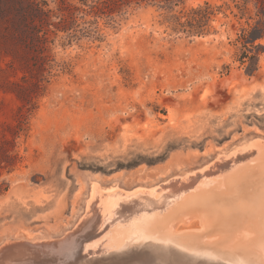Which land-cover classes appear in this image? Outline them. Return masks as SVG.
<instances>
[{
  "label": "rangeland",
  "instance_id": "374dc122",
  "mask_svg": "<svg viewBox=\"0 0 264 264\" xmlns=\"http://www.w3.org/2000/svg\"><path fill=\"white\" fill-rule=\"evenodd\" d=\"M65 1L82 9L80 30L69 43L60 32L51 46L55 60L69 68L54 70L26 135L17 141L19 166L0 176V182L8 183L0 193V238H64L68 232L46 239L81 222L92 198L91 180L117 179L123 188L135 183L158 186L210 165L222 148L220 156L239 155L253 134L264 136V53L258 70L248 75L236 41L246 17L255 12L252 2L239 18L237 5L243 0ZM204 1L222 7L203 33L172 30V14L184 15ZM48 2L55 8L61 0ZM259 42L264 45V39ZM2 66L0 77L22 74L19 68ZM18 103L13 94L0 91V122L12 120ZM251 154L211 172L214 182L257 171L259 152ZM239 183L251 186L247 178ZM168 189L142 196H164ZM208 197L211 202L215 196ZM127 217L112 216L97 229L107 227L100 230L105 233L83 239L81 264H116L106 261L107 255L91 253L104 242V247L116 249L138 240L134 233L110 244L119 219L120 230L143 220L133 213ZM186 222L179 221V229L199 226L196 217ZM8 240L13 239L2 243ZM133 254L136 261L151 258Z\"/></svg>",
  "mask_w": 264,
  "mask_h": 264
},
{
  "label": "bare ground",
  "instance_id": "6f19581e",
  "mask_svg": "<svg viewBox=\"0 0 264 264\" xmlns=\"http://www.w3.org/2000/svg\"><path fill=\"white\" fill-rule=\"evenodd\" d=\"M236 153L232 154L234 158ZM240 155L239 157H244L245 153ZM243 174L236 175L235 179L231 178L217 187H204L196 193L177 192L186 185L175 182L169 184V192L164 196L150 194L136 197L139 198L137 200L108 196L103 194L105 189L93 183L89 190L92 198L88 201V212L71 232L66 233L64 238L42 242L29 238L26 243L23 238L8 240L0 246V264H63L73 260L77 254L83 255V239L97 232L108 218L120 215L125 220L132 217H127L131 213L134 218L143 220L137 226L123 225L120 230L118 226L122 223L120 224L119 219L113 226L112 234L110 233V244H116L134 233H137L136 238L139 239L152 229L160 230L157 228L162 226L160 233L163 236L160 241L167 245L171 261H176L175 258L181 253L186 256L205 254L223 258L224 251H234V248L240 249L238 253L242 254L252 252L253 249L264 251V167ZM243 178H247L251 184L248 187L242 185L244 190L239 183ZM111 190H114L113 186L106 189ZM210 192L215 196L211 202L208 200L210 197L205 198ZM166 205L170 208L162 215L154 212L155 208ZM195 217L199 229H204L205 233L199 232L196 236L188 233L177 235L176 222H189ZM92 248L93 246L91 250ZM77 250L81 253L76 252Z\"/></svg>",
  "mask_w": 264,
  "mask_h": 264
},
{
  "label": "trees",
  "instance_id": "16d2710c",
  "mask_svg": "<svg viewBox=\"0 0 264 264\" xmlns=\"http://www.w3.org/2000/svg\"><path fill=\"white\" fill-rule=\"evenodd\" d=\"M110 1L113 4L118 1L128 4L133 0ZM134 1L139 3L143 0ZM248 2L253 3L255 12L246 17L236 41L240 43L238 59L246 63L245 72L253 75L264 53V45L259 42L264 39V0H243L242 5L236 3L239 18L248 13ZM221 7L204 1L190 7L184 15L172 14L169 24L174 31L201 34ZM81 11L80 7L65 0H61L55 8L49 5L48 0H0V72L4 71L2 63L8 70L19 68L22 71L19 77H0V91L13 94L19 102L12 120L0 122V176L11 173L19 166L22 157L17 141L26 135L30 115L37 108V99L44 93L54 70L56 67L63 70L69 68L68 63L55 60L51 46L60 32L68 43L76 37V32L80 30L77 17ZM96 31L93 30L94 33ZM7 189L8 183L0 182V193Z\"/></svg>",
  "mask_w": 264,
  "mask_h": 264
},
{
  "label": "water",
  "instance_id": "95a60500",
  "mask_svg": "<svg viewBox=\"0 0 264 264\" xmlns=\"http://www.w3.org/2000/svg\"><path fill=\"white\" fill-rule=\"evenodd\" d=\"M253 141H251L250 143H247V145H245L243 148H245L246 150L244 151L245 155L247 153L251 152H259L258 158L260 157V162H259V168L264 167V165H262V162H264V155H262L264 153V136H260V135H256L253 134ZM250 148V149H249ZM225 151L224 148L220 149L219 151H216V155L218 156L210 165L205 166L204 168H202L201 170L197 171V172H190V173H186L185 175L181 176V177H175L173 179H170L168 182H165L161 185L158 186H145L143 184H138L135 183L132 186H127L126 188H123L122 186H120L118 184V180L117 179H111L109 181H99L97 179H93L91 180V183H95L97 187L102 188L103 190L105 189V191H103V194H106L108 196H121V198H135V200H137L136 197L142 196L143 194L147 193V192H151V191H157V192H161L163 193V191H165L168 187H169V183L171 182H177V183H183L184 187H181V189H179L177 192L180 191H184V193H190L189 191H193V192H198L200 191V189L205 188H210V187H214L217 185H220L221 183H226V181L221 182V181H216V179L213 178V174H211V172H214L215 169H221L223 167H221L220 165H223L224 167L227 166L228 164H230L232 161L235 162L237 161L241 156L240 154H235L236 158H234V155H230L228 157H226L225 154H223L224 156H220L222 155V152ZM233 158V159H232ZM226 164V165H224ZM262 165V167H261ZM189 181H191L190 183H188ZM213 183H216L214 186H211ZM90 184V186L92 185ZM90 186H89V190H90ZM114 188V190L111 191H106V189H108L109 187ZM198 186V187H197ZM168 191V190H167ZM168 193V192H166ZM164 194V193H163ZM212 194V192L208 193L205 195V198ZM88 197H89V191H88ZM87 201V200H86ZM170 208V206L166 205L159 207V208H155L154 212H157L158 215H162L163 213H165L168 209ZM85 212H86V202H85ZM85 214V213H84ZM79 222V221H78ZM78 224V223H77ZM180 223H178V234L177 235H182V234H190L192 236H196L197 233H201L203 234V230L199 229V227L197 229H192L191 228H186V229H179V225ZM187 224V222L185 223ZM162 226H159L157 229H160L158 231L155 230H151V234L147 233L145 236L140 237L138 240L134 241L132 244L130 245H123L122 247L116 248L114 249V247L112 249H110L111 247H104V243L102 244H98V247L95 248L91 254H95L97 255H107V260L108 262H112L114 261L116 264H132L131 262L134 261L133 263L136 264H264V251L261 250H254V252H244L245 254L242 253H238L240 251H235L236 249H234V251H230V252H226L224 251L225 254H223V258L221 257H212V256H208V255H184L183 253H181L180 256H178L176 259V261H174L175 263H173V260L171 261L170 257H169V253H168V248L167 245H165L164 243H162L160 241V239L162 238V234L161 232V228ZM74 229V227L68 231H62L60 233L57 234H52L50 236H47L46 239L50 238H61L64 233L66 232H71ZM101 229L105 230L107 229V227H102ZM97 230V232H95L92 237H98L100 235H102L103 233H105V231L101 232L100 230ZM10 238V239H17V238H23L24 243L27 242V238L21 237L19 235H5L4 237L0 238V246H2V242L6 239V238ZM155 237V238H153ZM38 240H44V239H39L38 237H36ZM35 238V239H36ZM158 239V240H157ZM107 241V240H106ZM123 247L127 248L124 249ZM133 250H136V252H139L140 255L137 256H141V255H148L151 256L150 261L147 259H138L136 261L135 259V255L133 253L132 254L129 252H132ZM76 252H80V250H77ZM127 252V253H125ZM86 255V253H84ZM90 254V253H89ZM118 254L117 257H115V255ZM241 254V255H240ZM84 257L81 254H77L73 260H68L67 262L63 263V264H81L82 258Z\"/></svg>",
  "mask_w": 264,
  "mask_h": 264
}]
</instances>
